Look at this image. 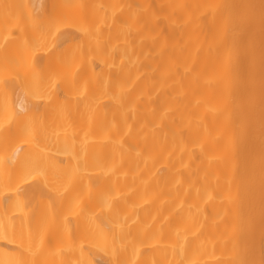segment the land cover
Returning a JSON list of instances; mask_svg holds the SVG:
<instances>
[{"label": "bare ground", "instance_id": "obj_1", "mask_svg": "<svg viewBox=\"0 0 264 264\" xmlns=\"http://www.w3.org/2000/svg\"><path fill=\"white\" fill-rule=\"evenodd\" d=\"M194 2L0 0V264H264V56Z\"/></svg>", "mask_w": 264, "mask_h": 264}, {"label": "rangeland", "instance_id": "obj_2", "mask_svg": "<svg viewBox=\"0 0 264 264\" xmlns=\"http://www.w3.org/2000/svg\"><path fill=\"white\" fill-rule=\"evenodd\" d=\"M193 1H195L194 2V4H196V2L198 3L197 4V6L195 7L196 9H201L202 8V6H204L205 7V5L206 4H208V5H206L207 7H203V9H211L212 11H213V14L215 13V11H218V9H219V12L218 13H221L222 14V11L224 10V12L226 11V7H229V6H231L228 10V12H227V14H226V16L225 17H222V18H219V20H215L214 22L215 23H212V19H211V21L209 22V23H206L208 20H206L205 21V16L203 17V18H201L200 16H199V19H202L204 22H202L203 23V25L202 26H197V31L195 30V32L193 33L196 37H200V36H202V32L203 31H205V30H209V31H215V32H220L219 34V36H222V37H226V35L228 34V36H229V33H231V35H232V37L233 38H236V35L237 34H241L242 36H244V38H243V43L244 44H247V43H249V42H252L253 44L255 43V45H257V47L259 48V51H256V52H260V54H258V57H260V59L259 58H257V56H256V58L254 57H251V58H253L252 60H253V62L254 63H256L257 64V62L259 61L260 62V60L263 58L262 57V55L264 56V8H260L261 6H263V2L261 1V0H259V1H257V2H262L261 3V5L260 6H258V5H256L255 6V4H259V3H257V2H254V0H253V2H251V3H254V6L256 7H252V6H250V8L252 9V8H255L254 9V11L255 10H258V11H260V9L262 10L261 12H260V23H258V22H255V23H257V25L255 26L254 25V28L252 29V26H249V24H248V15L250 14V12L248 13V10H247V7H245L244 5L242 6V4H239V5H241V6H239L238 5V3H237V5L238 6H236V8H233L232 7V5H233V2L234 1H232V0H203V3H202V1L200 2L199 0H193ZM204 1H205V3L206 4H204ZM242 2H244L243 0H242ZM199 3H202L201 5L199 4ZM246 3V2H245ZM204 4V5H203ZM247 4L249 5V3H248V1H247ZM199 5L201 6L200 8H199ZM251 5V4H250ZM195 6V5H194ZM215 6H217V7H215ZM215 7V8H214ZM259 7V8H258ZM213 8L215 9V10H213ZM218 8V9H217ZM222 9V10H221ZM250 9V10H251ZM211 10H208V13H209V11H211ZM249 10V11H250ZM197 11L198 10H196V12H195V15L196 16H198L199 14L200 15H202V12H204V14H205V10L204 11H202L201 10V12L200 11H198V12H200V13H197ZM221 11V12H220ZM252 11H253V9H252ZM256 12V11H255ZM212 13V12H211ZM252 13V12H251ZM258 14H259V12H258ZM257 14V15H258ZM263 14V15H262ZM208 15H210V14H208ZM218 15V14H217ZM213 16V15H212ZM218 16H220V15H218ZM254 16V15H253ZM263 17V18H262ZM207 18H208V16H207ZM209 18H211V17H209ZM218 18V17H217ZM233 18H238L239 20H241L240 21V23H238V25H233V26H235L234 28H231V30H226V27H227V25L229 24V22L233 19ZM250 19V18H249ZM252 19V18H251ZM210 20V19H209ZM253 22H254V20H252ZM253 22H251L252 24H253ZM212 23V24H211ZM251 24V25H252ZM258 24H259V26H258ZM260 25H262V26H260ZM231 27V26H230ZM230 29V28H229ZM263 31V32H262ZM252 33H253V36H255V33H256V36H259V37H254L253 39H252V37L251 38H249L251 35H252ZM231 38V37H230ZM237 39V38H236ZM236 39H233V40H235L236 41ZM252 39V40H251ZM232 42V41H231ZM251 43V44H252ZM250 44V43H249ZM252 44V45H253ZM259 44V45H258ZM263 46V47H262ZM252 47V46H251ZM254 47V46H253ZM263 48V49H262ZM254 49V51L257 49H255V48H253ZM258 50V49H257ZM253 51V53L255 54V52ZM263 53V54H262ZM253 54V55H254ZM250 55H252L251 54V52H250ZM262 57V58H261ZM250 59V58H249ZM262 61H263V59H262ZM258 62V66L260 67V65H261V62L259 63ZM264 62V61H263ZM264 64V63H263ZM257 65H255V66H257ZM262 66V68H263V65H261ZM252 68V67H251ZM248 70H249V68H247ZM264 69V68H263ZM252 70V69H251ZM253 70H254V68H253ZM252 70V71H253ZM255 70L257 71L258 70V67H255ZM252 71L251 72H249L250 74L249 75H251V80H252V77H254V76H256L257 75V73L256 72H253L252 73ZM260 71L261 72H259V73H261V76H263V79H264V73L262 72L263 70L262 69H260ZM243 72V71H242ZM246 69H245V71H244V74L246 75ZM258 72V71H257ZM248 73V72H247ZM263 73V74H262ZM253 74H256V75H254L253 76ZM241 76V75H240ZM240 76H239V78H240ZM244 77V76H243ZM258 77H259V74H258ZM247 78V77H246ZM256 77H254V79H255ZM259 79H261V77H259ZM259 79H257V80H259ZM262 79V80H263ZM244 80V79H243ZM250 81V80H249ZM253 81V80H252ZM245 82H247L248 84H249V82L248 81H245ZM254 82V81H253ZM251 83L250 82V84L252 85V84H255V82L254 83ZM263 82H264V80H263ZM263 82H261V80H260V83H257L256 82V87H257V85L258 84H261V85H258L259 86V88H260V86H262V85H264V83ZM263 87V86H262ZM261 87V88H262ZM258 88V87H257ZM260 88V89H261ZM260 89H257V91L259 92V93H261L263 90H260ZM261 92H260V91ZM263 93H264V91H263ZM263 93H261V95L263 94ZM256 94V95H255ZM254 95H251L250 97H248V96H246V97H248L249 99H253L254 100V96H256V97H258V96H261L260 94H258L257 92L255 93ZM258 94V95H257ZM261 97H263L264 98V96L262 95ZM260 97V98H261ZM248 98H245V99H243V100H246V99H248ZM259 98V97H258ZM257 99V98H256ZM262 99V98H261ZM261 99H259V100H261ZM248 101V100H247ZM258 101V100H257ZM256 101V103L258 104V102ZM263 101V100H262ZM249 102H250V100H249ZM251 102H252V100H251ZM250 102V103H251ZM255 103V102H254ZM256 103L254 104V105H256ZM259 105H261V104H259ZM259 105H257V106H259Z\"/></svg>", "mask_w": 264, "mask_h": 264}]
</instances>
